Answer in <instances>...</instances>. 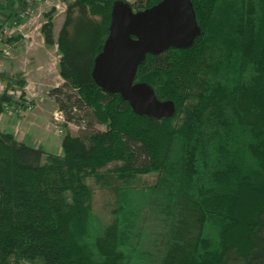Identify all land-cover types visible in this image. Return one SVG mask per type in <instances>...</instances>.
Listing matches in <instances>:
<instances>
[{"label":"trees","instance_id":"1","mask_svg":"<svg viewBox=\"0 0 264 264\" xmlns=\"http://www.w3.org/2000/svg\"><path fill=\"white\" fill-rule=\"evenodd\" d=\"M113 1L75 0L56 43L52 24L42 26L45 44H56L64 82L48 95L64 116L63 127L73 124L83 131L66 132L59 156L0 132V264H141L129 240L141 209L132 220L126 186L156 168L157 160L165 163L175 139L181 144L180 169V160L198 165L195 181L177 192L195 205L201 232L193 245L183 243L181 229H174L173 249L152 264H264V0H190L200 29L193 45L147 55L135 75V82L148 84L157 99L174 103L175 115L162 120L134 114L118 95L103 93L91 80ZM159 1L129 5L140 11ZM241 101L249 104L254 119L245 133L234 129L232 135L241 137L238 157L249 159L245 172H258L259 185L244 173V164L225 163L229 155L222 143L211 151V166L206 164L205 146L215 139L205 122L231 127ZM184 103L182 124L171 127ZM94 125L104 131L93 130ZM104 176L121 183L114 190L115 220L104 232L93 233L87 181Z\"/></svg>","mask_w":264,"mask_h":264},{"label":"rangeland","instance_id":"2","mask_svg":"<svg viewBox=\"0 0 264 264\" xmlns=\"http://www.w3.org/2000/svg\"><path fill=\"white\" fill-rule=\"evenodd\" d=\"M74 1L75 0H47L43 3H32L29 16H25L24 20H20L18 24L20 26L22 25V27L23 24L26 25V30H31V32L34 30L37 33V29L40 31V36H38L37 41L40 39L41 46H44L49 51V61H45V57L37 61L41 65V71H45V74L31 75L30 81L26 83L27 89L24 87L25 83L20 81L14 85V87L8 85L7 88L10 89V91L2 90V92H4H0V102L2 101L3 105L0 106V111L3 112L4 115H8L9 118L12 117L13 120L20 122L17 128L18 131L16 132H23L24 130V132L28 133L30 137L33 138L32 140H34L35 144L27 141L26 145L40 148L48 155H57L61 153V141L67 131L76 135L83 131L73 124H67L65 128L63 127L64 121L61 122L60 118L64 119V116L62 112L59 111L54 100L48 95L52 89L62 86L64 82L59 75V55L56 44L47 46L44 42L42 32L43 25L48 23L52 24V38L56 43L61 26L68 15L66 9L68 6L72 5ZM122 1L131 5L136 0ZM25 8H27V6ZM25 11H27V9H25ZM71 11L74 13L73 17L77 18V9L72 7L70 13ZM93 20L99 21L98 18ZM13 32L14 30L11 29L9 35ZM7 38V36L3 37L2 44L5 45L7 43ZM23 44L24 42L20 41L19 44H17V48L19 46H24ZM15 45L10 50L9 58L16 47ZM37 62L35 61L34 65H36ZM238 63L239 61L234 65V70L236 69L237 73L242 71L237 68ZM223 78L224 77L221 79ZM242 83H244V81H242ZM25 91L29 93L28 97H25ZM186 105L187 103L183 104L182 113L171 121V127L180 126L182 124L184 111L187 110ZM226 110L228 111L230 108ZM235 110V115L230 123L231 127L225 125V127L221 129L217 123L205 122V126L207 128L209 127V129L211 128V137L215 139L213 140L215 143L208 142L207 146H205L206 148L204 147L207 152L206 164L208 165L207 167L211 166L213 163L211 151L215 148L216 144L222 143L229 155V160L225 163L236 167L240 166V164H244L242 166L245 168L244 173L250 175L248 177H250L251 180L253 179L252 181L254 184L259 185L261 182H259L260 177L258 172H245L250 166L249 159L242 162L241 157H238L239 148H241V145L243 146L240 141L241 137L238 134L235 136L232 135L234 129H236L235 131L238 133H241L243 130L242 134L248 130V127L250 129L252 125L250 121L254 119V116L251 115V107L245 101H241ZM229 114L230 113L227 114L228 118ZM37 115L38 119L36 117ZM81 115L86 117L87 111H82ZM244 120H246V123ZM7 125H9V122ZM93 130L104 131V126L94 125ZM12 131L11 128H8L5 133H10ZM215 131L218 132L216 136H214ZM237 141H239V144L235 145ZM233 145H235V149ZM180 149V141L175 139L170 145L165 163L164 160H157L156 168L146 174L136 176L126 186V190L130 192L131 209L134 211V213L131 214L133 217L132 220L138 215L136 211L141 209V219L136 227V233L129 237L130 244L134 247V250L137 251L136 255L137 258L139 257L138 260H141V264H152L153 262H157L165 251H171L173 249L175 241L172 239L171 233L174 229H181L180 233L183 238L181 241L183 243L187 241V244L192 243L193 245L195 244L196 237H199L198 233L201 232L200 227L202 225H200L199 219L196 221V217L193 215L195 205L191 199L177 192L180 187L184 186L185 188L189 183L195 181V170L197 169L198 171V165L195 160H193L194 162H191V164L184 163L183 160H180L182 165V169H180L178 161L179 158L181 159ZM232 149L236 151L234 152L235 155H233ZM195 159L199 161L200 157H195ZM162 163L165 165H162ZM113 165L114 164L108 165L107 169L112 168ZM184 175L185 177L183 179L182 176ZM180 180L183 182H180ZM199 182L202 185L205 184L202 181ZM208 183L209 180H207L206 184L208 185ZM87 184L90 195L88 208L91 214V223L94 229L93 233H98L97 231L104 232L114 223L115 210L117 207L116 193L114 190L115 187H121V183L114 178L104 176L98 181L89 180ZM136 195H139L140 198L136 199ZM203 228L205 227L203 226ZM178 240L180 241V239ZM217 245L220 247L218 243ZM226 254L231 255L230 252H226ZM231 257L232 256H227V259ZM233 257L240 258L235 252H233Z\"/></svg>","mask_w":264,"mask_h":264},{"label":"water","instance_id":"3","mask_svg":"<svg viewBox=\"0 0 264 264\" xmlns=\"http://www.w3.org/2000/svg\"><path fill=\"white\" fill-rule=\"evenodd\" d=\"M199 33L190 0H161L140 11L115 0L108 34L93 59L91 80L103 93L118 95L138 116L171 119L174 103L160 101L148 84L135 82L136 71L147 55L190 48Z\"/></svg>","mask_w":264,"mask_h":264},{"label":"crops","instance_id":"4","mask_svg":"<svg viewBox=\"0 0 264 264\" xmlns=\"http://www.w3.org/2000/svg\"><path fill=\"white\" fill-rule=\"evenodd\" d=\"M24 8L25 2L23 3V0H0V27L5 23L10 22L13 19V15L16 12L22 11ZM26 29V25L23 24V27L21 25L18 30L14 31L15 33L13 32L12 34L10 33V35H8L9 37L7 38V43L10 42L11 44L13 43L15 45L16 42V47L14 48L10 58H0L1 93L4 92H2V90L10 91V89L7 88L8 85H12V87H14V85L20 81L25 83L24 87L27 89L26 83L30 81L31 75L45 74V71H41V65L37 61L43 57H45V61H49V51L44 46H41L40 39L37 41L38 36H40V31L38 29L37 33L34 30L31 32V30ZM18 41H23L24 46H19L17 48V44H19ZM35 61L38 65H34ZM28 94L29 93L25 91V97H28ZM0 106H3L2 101L0 102ZM7 116L8 115H4L3 112L0 111V132H6L8 128H11L13 131L10 133L17 142L24 143L26 145L28 141L32 144H35L34 140H32L33 138L30 137L28 133L24 132V130L23 132H16L18 131L17 128L19 127L20 122H17L13 120L12 117L9 118V116ZM36 117L38 119V115ZM8 122L9 125H7ZM60 154L57 155L59 156Z\"/></svg>","mask_w":264,"mask_h":264},{"label":"built area","instance_id":"5","mask_svg":"<svg viewBox=\"0 0 264 264\" xmlns=\"http://www.w3.org/2000/svg\"><path fill=\"white\" fill-rule=\"evenodd\" d=\"M47 0H26L25 1V7L27 6V11L22 10V11H19V12H16L14 15H13V19L10 21V22H7L5 24H3L1 27H0V58H9L10 56V50L11 48H13V43H6L5 45L2 44V40H3V37L4 36H7L9 37V31L12 29V30H18L21 26L18 24V22L22 19L25 18V16H29V10H30V6L32 5V3H43ZM61 119V122L64 121V119L60 118Z\"/></svg>","mask_w":264,"mask_h":264}]
</instances>
